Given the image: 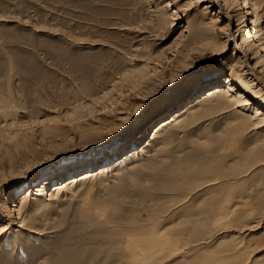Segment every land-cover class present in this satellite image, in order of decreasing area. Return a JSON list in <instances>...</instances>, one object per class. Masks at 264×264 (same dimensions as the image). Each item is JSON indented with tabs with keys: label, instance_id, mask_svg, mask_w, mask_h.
<instances>
[{
	"label": "rangeland",
	"instance_id": "374dc122",
	"mask_svg": "<svg viewBox=\"0 0 264 264\" xmlns=\"http://www.w3.org/2000/svg\"><path fill=\"white\" fill-rule=\"evenodd\" d=\"M167 1L162 0L160 7ZM150 4L0 0V225L8 223L2 205L9 199L20 206L27 189L47 179L56 185L58 175L72 177L78 171L71 174L70 169L93 165L101 169L105 154L128 148L149 125L154 127L176 104L190 102L208 82L203 73L216 63L201 66L189 61L183 68L189 73L176 88L171 86L169 58H182L187 22L159 28ZM232 53L231 48L224 60L230 61ZM153 66L164 70V85L157 76L160 72L152 75ZM146 72L149 80L136 83L148 76ZM143 92L142 102L133 99ZM123 109H127L121 115L124 120L117 121L116 128L103 135L95 130ZM231 119L229 113L200 112L189 126L158 134L148 147L149 157L125 161L131 169L117 166L116 176L83 183L48 207L39 198L36 204L28 202L22 211L25 227L13 228L17 233L0 240V264H120L117 248L124 234L148 228L166 216L173 215L176 221L196 215L209 199L223 197L220 190L199 191L198 174L208 172L202 180L206 182L209 177L248 171L247 165L230 170L226 128ZM239 143L240 147L249 143L247 136ZM138 159L141 162L133 164ZM261 163L249 170L245 195L264 193ZM107 205L112 209L107 221L87 218L97 206ZM254 221L248 222L252 230L241 238L255 237L251 243L264 247V217ZM233 229L223 235L225 242L218 250L234 243L227 240L236 235Z\"/></svg>",
	"mask_w": 264,
	"mask_h": 264
},
{
	"label": "bare ground",
	"instance_id": "6f19581e",
	"mask_svg": "<svg viewBox=\"0 0 264 264\" xmlns=\"http://www.w3.org/2000/svg\"><path fill=\"white\" fill-rule=\"evenodd\" d=\"M146 1L155 8L152 11L153 22L157 23L159 28L165 25L172 27L174 21H178L176 25L185 19L187 22L181 37L184 39L180 51L183 56L178 60L175 59L176 56L169 58V61L173 62L168 79L173 82L171 86L176 88L181 83L183 75L189 73L183 69L189 61L201 66L216 63L214 68L203 73H207L208 82L197 89L198 93L196 97L193 96L194 99L170 108L167 114L156 121L154 127L149 125L148 130L141 132L140 137L133 140L128 148L123 149L124 151L108 154L109 156L105 154L106 161L101 169L94 165L70 169L71 174L75 170L78 171L72 174V177L54 176L56 185H51V178L34 189H27L20 206L10 204V199L5 202L2 205V212L6 215L8 223L1 224L3 227L0 228V240L12 232L17 233L13 228L25 227L27 220L23 218L22 211L28 202L37 201L39 198L44 202V206L48 207L83 183L102 181L110 175L116 176L117 166L131 169L132 164L125 161H131L136 156L149 157L148 147L158 134L174 126H189L200 112L207 115L223 112L229 113V117L233 118L232 123L226 128L229 134V138L226 139L232 150L231 155L226 153L231 160L230 170L233 171L238 165L240 167L247 165L248 171H245L244 175L238 173L223 176L224 178L209 177L206 182L204 175L208 172L198 174L199 185L196 188L199 191L205 188L207 192L220 190L219 195L223 197L215 196L209 199L208 204H203L199 208L198 214L193 215L196 213L193 212L192 216L184 217L182 220L180 218V221L178 219L175 221L173 215L166 216L161 219V223L139 228L133 234H124L120 249L119 245L117 248L118 260L120 255V264H264V247L251 243L255 237L248 241L241 238L245 231L252 230L248 222H255L254 220L264 217V193L256 197L248 196L245 195L246 189L243 187L248 181L246 177L250 174L252 166L264 163V0H168L166 7H160L162 0ZM244 29L246 34L243 36ZM192 38L196 39L192 41ZM231 48L233 52L231 60H224ZM151 70L154 71L152 75L161 73L157 75L162 78L159 80L161 84L167 82V78L162 77L164 70L158 71L156 66L151 67ZM147 75H139L140 80L136 83L141 85L149 80L150 76L148 73ZM198 78L195 79L196 82L200 81ZM145 93L134 96L133 99L140 103L146 98ZM214 99L219 103L213 105ZM126 110L117 113L115 111L116 116L113 120L95 130L101 131L103 135L113 127L116 128L117 121L123 122L121 115H124ZM245 136L249 143L240 147L239 142ZM134 162L133 164H139L141 160ZM235 184L237 186H234ZM97 208L89 212L87 218L107 221L111 207L107 205L102 209ZM173 214L178 215L176 212ZM232 229L239 236L230 234L227 240L234 243H230L231 246L226 249L218 250L225 242L223 235L233 232Z\"/></svg>",
	"mask_w": 264,
	"mask_h": 264
},
{
	"label": "snow or ice",
	"instance_id": "6c2138e0",
	"mask_svg": "<svg viewBox=\"0 0 264 264\" xmlns=\"http://www.w3.org/2000/svg\"><path fill=\"white\" fill-rule=\"evenodd\" d=\"M3 227V225H0V228H2Z\"/></svg>",
	"mask_w": 264,
	"mask_h": 264
}]
</instances>
